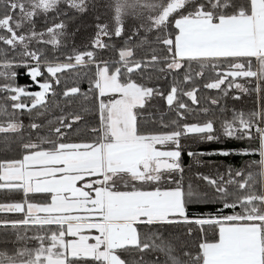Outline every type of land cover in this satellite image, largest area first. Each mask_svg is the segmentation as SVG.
Returning <instances> with one entry per match:
<instances>
[{"label": "snow or ice", "instance_id": "obj_1", "mask_svg": "<svg viewBox=\"0 0 264 264\" xmlns=\"http://www.w3.org/2000/svg\"><path fill=\"white\" fill-rule=\"evenodd\" d=\"M61 3L79 14L98 7L91 0H0V30L7 33L0 34V42L13 51L18 46L22 49L21 63L39 89L29 91L15 84L17 73L11 69L17 62L5 54L0 60V78L8 83L0 85V92L9 93L4 99L11 101V112L6 103L0 104V116L6 117L0 121V134H4L0 152L18 144L21 154L19 158L0 159V189L22 192L24 199L0 203V213L23 217L0 220V228L48 230L33 236L15 232L16 242L34 240L37 246L16 248L11 254L0 251V264H86L89 260L95 264H264V127L257 124L264 123V110L247 116L234 114L232 120L222 123L225 137H237L240 131L239 139H254L250 130L255 126L258 148L238 154L258 151L260 159L255 163L260 169L259 191L252 172L244 176L243 170L233 172L231 167L226 173L228 179L220 174H197V179L213 190L211 197L191 183L185 188L182 179L171 176L183 172L181 137L198 134L208 141L219 139L213 120L179 122L188 110L182 97L199 103V87L185 90L187 85L203 78L206 70L214 78L203 87L219 90L224 96L232 88L248 91L236 82L239 78H254L257 91L264 85V0H107L102 6L111 12L110 23L96 24L93 50L73 49L63 63L42 59L44 52L31 50L29 43L35 40L56 50L65 35L64 21L53 23L43 32L35 31L33 25L27 33L18 34L25 23L32 24L33 17L56 11ZM128 16L140 22L124 46L117 49L118 59L97 61L94 50L111 47L103 38L121 37ZM100 19L97 15L96 20ZM141 30L144 35L133 44V37ZM153 32L156 35L150 38ZM93 64L94 75L84 73L89 76L88 93L69 87L62 96L82 95L88 101L95 93V108L62 111L45 124L35 122L51 111L48 95L56 96L58 74ZM45 70L49 79L41 82L38 78ZM163 76L172 77L166 94L158 86H147L146 82ZM225 84L227 88L222 87ZM24 97L30 103L24 102ZM157 97L175 110L177 119L165 124L161 116L160 126L171 130L142 132L141 110ZM208 99L212 105L219 103L217 98ZM53 107H59V101H54ZM25 111H35L28 128L37 132L36 139L29 135L13 140L9 134H19L25 127L17 113ZM93 111L98 123H85L74 132L76 137L88 135L91 139L70 140L68 134L74 125L84 121V113ZM41 130H45L43 135ZM230 154L225 150L207 153ZM230 187L234 191H229ZM29 194H46L50 199L33 202ZM210 201L221 205L214 214H189L190 205ZM226 209L231 214L224 215ZM179 225L187 228L188 236L193 233L192 225L199 228L201 236L195 248L167 233L170 227ZM207 229L212 230L211 239ZM122 253L129 257L124 258ZM145 254L154 258L146 262Z\"/></svg>", "mask_w": 264, "mask_h": 264}, {"label": "trees", "instance_id": "obj_2", "mask_svg": "<svg viewBox=\"0 0 264 264\" xmlns=\"http://www.w3.org/2000/svg\"><path fill=\"white\" fill-rule=\"evenodd\" d=\"M91 2L98 5V7H90L89 11L85 14H79L75 10L69 9L68 5L61 3L58 6L56 11H50L47 14L40 13L37 16L32 18V24L25 23L24 27L18 30V34L27 33L32 29L34 25V30L37 32H43L47 27L51 26L53 23H58L64 21L67 25L65 29V35L61 39L60 46L53 50V47L48 44L38 43L33 40L29 43V48L35 51H43L44 59L45 57L50 61L58 62H67L66 56L73 52V49L78 51H87L93 50L91 48V40L96 32V24L99 23H110L111 12L106 10L102 5L107 3V0H91ZM58 13H67V15H58ZM97 15L101 17L100 21L96 20ZM139 20L133 16H128L125 18V31L121 37L112 36L111 38L105 37L104 42L111 45L107 49H95V59L97 61H114L118 59L117 49L124 46V42L129 35L132 34V29L137 27ZM0 34H7L5 30H0ZM143 30L140 31L138 36H134L132 43L135 44L139 39V36H143ZM156 35L155 32L151 34L150 38H154ZM44 39H48L47 36ZM0 60L6 58L9 60H14L17 62L16 65L11 69L17 73L15 84L18 86L26 87L29 91H37L38 86L31 80V77L28 75V70L23 66L21 52L22 49L18 46L15 51L11 50L9 46L4 45L0 42ZM140 52H137V57L140 56ZM31 63V61H29ZM74 62V61H73ZM255 65V61L253 60ZM193 68L198 71L199 69L193 65ZM3 71V69H0ZM79 73V75H77ZM84 73H88L89 76H93L95 73V65H90L87 68H77L71 71H64L61 74H58L60 77V84L54 85L56 96L53 97L51 94L48 95L49 108L51 109L50 113L46 114L43 117L36 118L35 122L40 124H45L47 120L52 119L53 117L59 116L62 114V111L72 112L74 110L78 111L81 107L95 108L97 101L95 99V93H92L88 101H84L82 95L64 98L62 96L63 91L69 87H79L81 93H88L90 88L89 76H85ZM182 76V73H181ZM139 79L138 77H136ZM214 78L210 70L205 71L203 78H196L194 84H189L186 86L190 88L192 86H198V104H192L190 100L186 97H182L183 102L188 105V110L185 111L184 118L179 122L183 123H202L206 120H213L214 125V134L219 137L217 140L208 141L206 139H201L198 134H189L187 136L181 137V157L180 162L183 168V172H179L177 177L180 176V180L187 188L188 184L191 183L193 187H198L200 191L208 192L209 197L212 196L213 190L207 185L206 182L201 181L200 179L193 181L194 178H197V174L194 175L196 169H217L218 167L226 166L227 168L232 167L233 172H235V167H242L244 176H247L249 172H252L255 177V188L257 191L260 190V176H259V166L255 162L259 159V153L252 152L250 154H238L241 153L244 149L258 148L259 140L257 133L255 131V126L250 130L254 139H244L237 138L241 135L240 131H237V137H225L223 135L222 123L224 120H232L234 114L244 113L246 116L252 112H259L264 110V85L261 86L260 91L256 90V80L251 78L246 80L244 78V87L248 91H242L240 89L232 88L229 90V94L224 96L219 90H210L205 89L203 85L209 82L210 79ZM41 82L45 79H49V75L46 70L43 72L42 77L38 78ZM172 77L163 76L161 79H153L150 82H146L149 87H160L166 94L169 89ZM145 82V81H139ZM8 83V81L0 78V85ZM227 88V84L222 86ZM9 93L0 92V104H5L9 112H11V101L5 102V97ZM239 97V98H236ZM208 98H217L219 100L218 105H212ZM24 102L30 103L26 97L22 98ZM59 101V107H53V102ZM71 101V103H69ZM208 109L207 112L203 111ZM39 111V109H37ZM19 119L24 124V129L19 134H9L13 140H16L18 136H23L25 139L31 135L33 140L36 139L37 132L30 130L28 125L33 122L31 117H35V111L31 114L28 112L17 113ZM84 121L74 125L73 132H70L69 139L78 142L79 140H90L91 136L81 135L76 137L74 135L76 128H83L84 124L87 123L90 126H95L98 123V115L96 112L84 113ZM163 117V122L168 124L170 121L177 119L175 110H170L166 102L162 98H154L146 107L141 110V131L142 132H152V131H168L171 128L165 129L160 126V119ZM6 120V117L0 116V121ZM259 127H264V123L257 121ZM45 130H41L40 134L43 135ZM4 134H0V138ZM218 150L230 151L232 154L228 156L221 155H207V153H212ZM234 150V151H233ZM205 153V155L192 157L188 153ZM21 150L19 149L18 144H13L10 151L0 152V159L4 158H19ZM193 158H195V163L193 164ZM199 160V163L196 161ZM227 173V172H226ZM226 173H222L227 177ZM171 175H174L172 173ZM208 175L216 176L213 173ZM175 176V175H174ZM167 175H165V182L167 181ZM174 177L173 179H175ZM176 180V179H175ZM201 181V182H200ZM174 186V185H173ZM229 191H234L233 187L229 188ZM24 199V194L19 191H8L0 189V203L6 202H20ZM29 200L33 202H44L50 199L46 194H29ZM221 205L214 201L203 204H193L188 208L190 215L199 216L201 214L209 215L214 214ZM239 211V209H236ZM224 215L231 214L230 210H224ZM22 214L19 213H0V220H16L22 219ZM193 233L191 236L187 235V228L183 225L170 227L167 230V233H171L176 236L181 242L187 243L189 247L195 248L200 241V230L197 226L192 225ZM47 229H40L38 227H29L18 228L13 230L2 229L0 228V251L7 250L11 254L16 248L20 247H30L34 248L37 246V242L34 240H28L27 242H16L15 232H19L21 235H24L27 232L28 236H33L38 232H46ZM209 233V238H212V230L207 229ZM166 233V234H167ZM7 241V242H5ZM124 258H128V253H122ZM145 261H151L154 256L153 254H145ZM163 260V256L160 257ZM86 264H95V262L89 260Z\"/></svg>", "mask_w": 264, "mask_h": 264}, {"label": "crops", "instance_id": "obj_3", "mask_svg": "<svg viewBox=\"0 0 264 264\" xmlns=\"http://www.w3.org/2000/svg\"><path fill=\"white\" fill-rule=\"evenodd\" d=\"M192 163L194 164L195 163V158H193V161H192ZM232 168V167H231ZM243 168L240 166H238V167H235L234 168V170L236 171V170H242ZM227 170H228V168L226 167V166H222L221 168L220 167H218L217 169H214V170H211V169H208V170H206V169H196L195 170V172L196 173H194V175H196V174H203V175H208V174H210V173H213V174H215V175H217V174H222V173H226L227 172ZM177 174L179 173V172H176ZM224 179H225V177H224ZM227 179V178H226ZM122 187V186H121ZM6 203H10V202H6ZM96 233L93 231L92 232V235H95ZM69 238H71V237H69ZM91 242H93V241H91Z\"/></svg>", "mask_w": 264, "mask_h": 264}, {"label": "rangeland", "instance_id": "obj_4", "mask_svg": "<svg viewBox=\"0 0 264 264\" xmlns=\"http://www.w3.org/2000/svg\"><path fill=\"white\" fill-rule=\"evenodd\" d=\"M17 15H18V13H17ZM48 38V37H47ZM237 83H241V84H243L244 85V79H241V78H239L237 81H236ZM105 99H107V97H105ZM259 159H260V156H259ZM259 159H258V161H259ZM259 171H260V169H259ZM167 175V174H166ZM175 175V176H174ZM174 175H171L172 176V178H174V177H176L175 179L176 180H180L179 178H180V176L179 177H177V173L175 172L174 173ZM196 180H198L197 178H194L193 179V181H196ZM201 181H203V180H201ZM200 181V182H201ZM164 182H165V180H164ZM94 242V241H93Z\"/></svg>", "mask_w": 264, "mask_h": 264}]
</instances>
